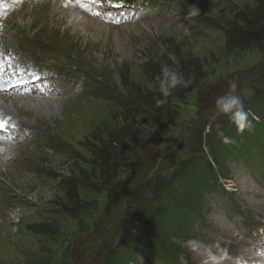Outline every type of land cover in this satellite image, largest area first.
<instances>
[{
  "label": "rangeland",
  "instance_id": "374dc122",
  "mask_svg": "<svg viewBox=\"0 0 264 264\" xmlns=\"http://www.w3.org/2000/svg\"><path fill=\"white\" fill-rule=\"evenodd\" d=\"M173 1L169 6L138 1L118 25L48 4L26 2L13 11L4 40L20 33L37 38L44 56L79 69L83 85L107 84L121 100L83 94L78 92L83 85L66 82L55 97L0 94V109L28 127L26 139L21 132L0 149V264H108L138 225L137 209L199 155H207L217 125L221 129L230 122L224 116L213 118V112L235 74L237 94L249 109L259 89L264 44L234 47L227 32L245 14L264 17V0ZM162 65L177 70L183 86L158 114L141 106V116L124 121L130 116L126 105L138 106L158 90ZM72 91L77 95L71 97ZM32 100L42 102L24 106ZM123 122L128 135L124 147L133 150L121 152L115 164L103 165L101 142ZM235 140L239 143L241 135ZM177 145L179 150L146 181L154 167L148 155ZM251 145L246 150H253ZM239 159L241 155L234 161ZM225 165L233 174L222 181L229 195L209 197L215 206L197 221V242L176 241L187 264L209 261L199 237L209 243L216 234L232 238L235 232L225 222L241 221L240 208L258 211L264 206V187L255 185L256 175L230 161ZM187 232L189 238L191 226ZM133 264L161 263L140 249Z\"/></svg>",
  "mask_w": 264,
  "mask_h": 264
},
{
  "label": "trees",
  "instance_id": "16d2710c",
  "mask_svg": "<svg viewBox=\"0 0 264 264\" xmlns=\"http://www.w3.org/2000/svg\"><path fill=\"white\" fill-rule=\"evenodd\" d=\"M209 26L218 27L211 20H206ZM229 43L234 47L261 46L264 44V17H253L248 14L238 18L227 32ZM259 89L255 92V98L247 111L255 120H251V128L243 134H238L235 125L231 122L223 125L221 130L232 139V143L225 145L217 132L209 139V153L199 155V158L190 162L182 173L176 174L170 181L159 187V193L153 200L144 203L137 209L136 221L138 225L130 231L125 240L114 250V257L108 264H133L140 249L148 250L151 257L159 263L168 264L178 262V256L183 254L188 262L187 254L176 241L188 240V227L195 218H201L205 209V194L217 186L218 177L229 178V169L225 163L241 156L250 157L264 151V64ZM97 87L91 89L92 96L105 100L120 101L121 98L113 88L107 84L97 83ZM150 96L140 99V103L126 105L130 114L124 121L136 120L144 113L142 107H147L146 112L158 114V110L165 108L156 106V99L161 98L158 90ZM159 118V117H158ZM258 120V121H256ZM125 122L108 132L106 141L101 142L102 164L111 165L120 159L121 152L132 151L130 147H124L127 134ZM136 126L137 123H134ZM135 135V132H133ZM241 135V141L237 143L235 136ZM247 142V144L245 143ZM254 142V143H253ZM256 150H246L249 144ZM125 150L117 152L119 149ZM238 149L233 152L232 149ZM250 148V147H249ZM248 152V153H247ZM257 152V153H256ZM107 160V161H106ZM183 239V240H182Z\"/></svg>",
  "mask_w": 264,
  "mask_h": 264
},
{
  "label": "clouds",
  "instance_id": "9594fccd",
  "mask_svg": "<svg viewBox=\"0 0 264 264\" xmlns=\"http://www.w3.org/2000/svg\"><path fill=\"white\" fill-rule=\"evenodd\" d=\"M158 92L161 98L156 99V106L162 107L167 104L168 98L178 86H183L184 79L177 70L168 66L162 65L161 73L157 77ZM252 114L245 110V105L241 97L236 93V84L229 85V91L219 96L215 101V117L224 116L235 125L237 133L243 134L245 130L251 128V120L249 117ZM255 119V117H253ZM217 135L222 138L225 145L231 144L233 141L226 136L217 125ZM191 243V242H189ZM178 264H187L186 257L183 254L178 256ZM205 264H220V260L215 256H210L209 261Z\"/></svg>",
  "mask_w": 264,
  "mask_h": 264
},
{
  "label": "water",
  "instance_id": "95a60500",
  "mask_svg": "<svg viewBox=\"0 0 264 264\" xmlns=\"http://www.w3.org/2000/svg\"><path fill=\"white\" fill-rule=\"evenodd\" d=\"M237 75L238 74L234 75V77H235L234 83L236 84V93H237V77H238ZM213 114H215V111L213 112ZM179 148H180V145H177V146L168 148L165 152L159 153L157 155L149 154L148 156L150 157L151 163H152V165H154V167H153L151 174L149 175V177L147 178L146 181H150L152 179L153 175L155 174V172L157 171V169L160 167L161 162L164 159L169 158L175 152H177L179 150Z\"/></svg>",
  "mask_w": 264,
  "mask_h": 264
},
{
  "label": "snow or ice",
  "instance_id": "6c2138e0",
  "mask_svg": "<svg viewBox=\"0 0 264 264\" xmlns=\"http://www.w3.org/2000/svg\"><path fill=\"white\" fill-rule=\"evenodd\" d=\"M17 2H20V0H17ZM93 3H95V0H93ZM94 15H99V13H93ZM119 23V21H117ZM3 80V63L0 62V81ZM2 87V85H0ZM8 127V120L0 118V132L6 131ZM15 127V125H13ZM260 255H264V253H258Z\"/></svg>",
  "mask_w": 264,
  "mask_h": 264
},
{
  "label": "bare ground",
  "instance_id": "6f19581e",
  "mask_svg": "<svg viewBox=\"0 0 264 264\" xmlns=\"http://www.w3.org/2000/svg\"><path fill=\"white\" fill-rule=\"evenodd\" d=\"M68 11H70V10H68ZM69 13H71V12H69ZM40 14V13H39ZM72 14H73V16H74V14H76V15H78V14H80V13H74V12H72ZM19 100H23V101H25V99L23 98V99H18V101ZM26 100H27V98H26ZM4 101V100H3ZM17 101V102H18ZM28 101V100H27ZM26 101V104H24V106H26L27 108H30V106L33 104V105H36V104H40L42 101H39V100H32L30 103L29 102H27ZM13 103V102H12ZM16 103V102H15ZM14 105V104H13ZM16 105V104H15Z\"/></svg>",
  "mask_w": 264,
  "mask_h": 264
}]
</instances>
